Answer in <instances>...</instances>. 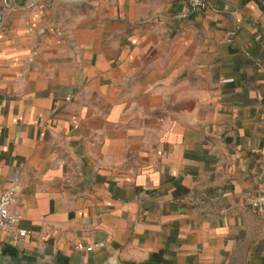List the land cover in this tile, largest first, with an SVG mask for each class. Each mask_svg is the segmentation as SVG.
Instances as JSON below:
<instances>
[{
	"label": "crops",
	"instance_id": "crops-1",
	"mask_svg": "<svg viewBox=\"0 0 264 264\" xmlns=\"http://www.w3.org/2000/svg\"><path fill=\"white\" fill-rule=\"evenodd\" d=\"M15 181L0 264H264V0H0Z\"/></svg>",
	"mask_w": 264,
	"mask_h": 264
},
{
	"label": "built area",
	"instance_id": "built-area-1",
	"mask_svg": "<svg viewBox=\"0 0 264 264\" xmlns=\"http://www.w3.org/2000/svg\"><path fill=\"white\" fill-rule=\"evenodd\" d=\"M189 7L194 12H203L207 10L215 0H186ZM18 184L17 181L13 186L0 193V235L3 231L18 229L21 222V215L14 211L18 204ZM248 206L254 211L264 209V194H260L248 201ZM20 236H25L27 231L20 230ZM99 246H104L103 244ZM89 251L93 250V247L88 248Z\"/></svg>",
	"mask_w": 264,
	"mask_h": 264
}]
</instances>
